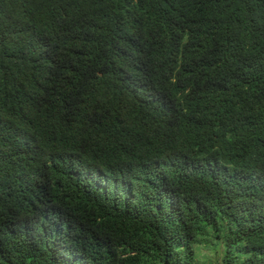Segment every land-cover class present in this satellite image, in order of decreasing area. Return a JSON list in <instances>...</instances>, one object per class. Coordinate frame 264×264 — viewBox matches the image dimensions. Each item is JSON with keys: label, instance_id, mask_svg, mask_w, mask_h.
Segmentation results:
<instances>
[{"label": "trees", "instance_id": "1", "mask_svg": "<svg viewBox=\"0 0 264 264\" xmlns=\"http://www.w3.org/2000/svg\"><path fill=\"white\" fill-rule=\"evenodd\" d=\"M0 264H264V0H0Z\"/></svg>", "mask_w": 264, "mask_h": 264}]
</instances>
